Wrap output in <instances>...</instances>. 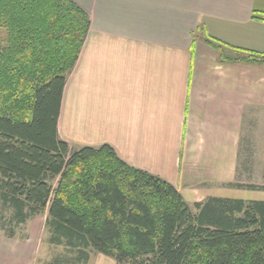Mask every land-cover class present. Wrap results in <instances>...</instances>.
Returning <instances> with one entry per match:
<instances>
[{
	"label": "crops",
	"instance_id": "crops-1",
	"mask_svg": "<svg viewBox=\"0 0 264 264\" xmlns=\"http://www.w3.org/2000/svg\"><path fill=\"white\" fill-rule=\"evenodd\" d=\"M71 1L89 31L63 89L59 138L110 145L189 206L264 201V64L221 61L207 42L231 58L243 56L235 48L264 53V20L253 16L264 0ZM11 251L0 246V264Z\"/></svg>",
	"mask_w": 264,
	"mask_h": 264
},
{
	"label": "trees",
	"instance_id": "trees-1",
	"mask_svg": "<svg viewBox=\"0 0 264 264\" xmlns=\"http://www.w3.org/2000/svg\"><path fill=\"white\" fill-rule=\"evenodd\" d=\"M88 31L71 0H0V200L16 223L45 214L47 242L80 264L90 249L114 264H264V201L189 206L110 145L59 138L63 89ZM207 42L221 61L264 64V53L235 48L244 54L231 58L226 44Z\"/></svg>",
	"mask_w": 264,
	"mask_h": 264
},
{
	"label": "rangeland",
	"instance_id": "rangeland-1",
	"mask_svg": "<svg viewBox=\"0 0 264 264\" xmlns=\"http://www.w3.org/2000/svg\"><path fill=\"white\" fill-rule=\"evenodd\" d=\"M244 54V53H242ZM259 179L260 174H255ZM249 174H244V184L249 185ZM261 182V181H259ZM44 215L28 218L23 223H16L13 209L0 200V246L2 250H12L7 256L11 264L21 263L27 258L28 264H80L74 258L73 252L64 246H55L47 242V232L44 226ZM12 233V237H8ZM29 247L31 255L19 252ZM25 249V248H24ZM19 252V253H18ZM89 260L86 264H114L112 258L89 250ZM27 264V263H26Z\"/></svg>",
	"mask_w": 264,
	"mask_h": 264
}]
</instances>
